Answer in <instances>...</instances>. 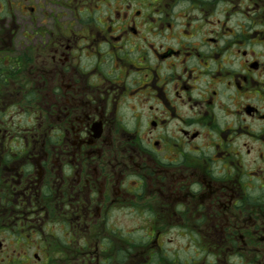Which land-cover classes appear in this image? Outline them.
Returning <instances> with one entry per match:
<instances>
[{"label": "flooded vegetation", "instance_id": "obj_1", "mask_svg": "<svg viewBox=\"0 0 264 264\" xmlns=\"http://www.w3.org/2000/svg\"><path fill=\"white\" fill-rule=\"evenodd\" d=\"M0 264H264V0H0Z\"/></svg>", "mask_w": 264, "mask_h": 264}]
</instances>
